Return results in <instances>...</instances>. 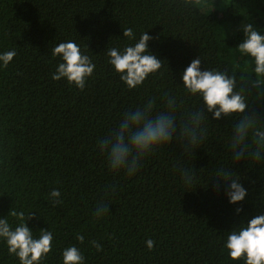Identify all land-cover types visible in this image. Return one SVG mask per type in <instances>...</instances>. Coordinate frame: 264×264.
Here are the masks:
<instances>
[{
  "label": "trees",
  "instance_id": "obj_1",
  "mask_svg": "<svg viewBox=\"0 0 264 264\" xmlns=\"http://www.w3.org/2000/svg\"><path fill=\"white\" fill-rule=\"evenodd\" d=\"M248 23L264 35V0H199L196 7L182 0H0V53H17L7 68L0 63V219L14 228L11 209L26 217L33 212L27 221L33 234L53 232L52 252L41 264H63L62 252L72 245L85 264H243L230 259L224 243L228 233L264 215V149L257 156L251 137L237 143L239 118L214 119L201 97L186 92L182 74L196 58L201 71L235 73L236 90L246 91L245 115L264 126V88L253 89L250 82L254 59L237 49ZM129 27L136 41L148 31L149 52L164 62L133 90L104 54L136 42L124 39ZM68 40L96 66L83 91L51 78L62 61L50 49ZM165 93L179 106L176 142L146 158L133 177L111 173L98 140L149 98L155 110H166ZM198 109L206 120L192 149L179 126ZM181 169L194 175L190 186ZM221 169L245 188L240 204L229 202V185L216 178ZM53 189L62 204L53 206ZM101 199L110 213L96 220ZM149 239L155 241L151 251ZM93 240L103 251L91 246ZM0 264H19L3 240Z\"/></svg>",
  "mask_w": 264,
  "mask_h": 264
},
{
  "label": "clouds",
  "instance_id": "obj_2",
  "mask_svg": "<svg viewBox=\"0 0 264 264\" xmlns=\"http://www.w3.org/2000/svg\"><path fill=\"white\" fill-rule=\"evenodd\" d=\"M185 6L196 7L199 0H182ZM244 40L237 49L241 56H250L254 59L255 78L251 79L253 89L264 88V35L254 28L251 23L244 25ZM124 39L136 41L132 28H123ZM153 37L148 31L141 34L138 41L132 45H125L123 51L117 47H108L104 53L120 80L129 90L142 86L150 75H154L161 69L163 61L149 52V41ZM53 58H60V62L51 78L54 81L66 80L70 86L83 91L87 81L93 76L95 64L92 59L82 53L81 48L73 40L60 42L50 49ZM17 55L16 51L0 53V63L7 68ZM183 87L193 97L199 96L203 101V108L208 113L214 114L213 118L220 120L222 117L236 116L239 123L235 126V140L242 143L251 137L255 145H259L256 155L264 149V131L254 117L245 115L249 104L246 102V91L237 89V75L229 74L218 69L201 71V59L192 60L182 74ZM244 81V77H240ZM165 96H168L165 93ZM178 104L175 98L168 96L166 110H155V100L149 98L147 103L135 109H129L123 114L118 126L111 132L100 138L97 147L100 153L106 157L107 167L111 173H125L128 177L135 176L142 166V162L155 154L166 145H172L177 140L178 118L176 111ZM206 120L204 111L198 109L191 113V118L179 126V136L185 139L192 149L199 145L198 131ZM203 139V137H200ZM235 146V145H234ZM244 156L243 149L234 153V158L239 160ZM257 162H260L257 160ZM191 170L181 169V175L187 185H191L194 175ZM216 178L229 185L227 197L233 205L240 204L247 196L245 188L239 178L223 169L216 173ZM230 182V183H229ZM220 190V185H217ZM115 189L113 188V192ZM53 206L60 205L61 193L53 189L49 194ZM108 193H105L107 197ZM237 213L242 211L236 209ZM110 213V205L106 199L97 202L93 211L96 220L103 219ZM8 216L14 217L18 223L13 228L8 218L0 219V240L6 242L8 254L15 256L19 264H41L52 252L53 232L49 229L40 231L35 236L27 226L29 219H34L33 212L27 217L24 211L11 209ZM80 244L85 243L82 234L76 235ZM97 251H103L102 245L96 241H90ZM155 241L149 239L146 246L149 251L154 249ZM224 249L232 261H243V264H264V215L252 218L247 224L228 233L224 243ZM63 264H85V256L75 245L65 248L62 252Z\"/></svg>",
  "mask_w": 264,
  "mask_h": 264
}]
</instances>
